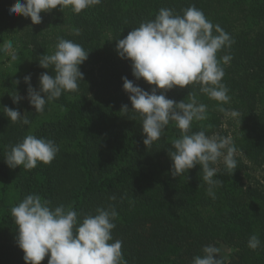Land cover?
I'll list each match as a JSON object with an SVG mask.
<instances>
[{
  "label": "trees",
  "instance_id": "obj_1",
  "mask_svg": "<svg viewBox=\"0 0 264 264\" xmlns=\"http://www.w3.org/2000/svg\"><path fill=\"white\" fill-rule=\"evenodd\" d=\"M15 2L0 0V44L11 41L18 57L13 61L8 55L0 61V108L18 110L31 123H13L0 110V264H25L10 210L29 194L51 201L52 207L72 206L80 220L97 207L114 206L118 218L112 235L123 242L126 264H192L203 246L219 243L234 250L225 264H264V176L255 180L249 175L255 166L264 171V0H101L79 14L59 6L41 12L40 24L10 15ZM192 5L234 40L217 53L218 58L232 56L223 65L222 80L230 100L219 104L201 93L198 84L173 87L164 94L176 102H190L188 94L193 93L207 105V118L194 121L192 132L220 134L225 118L236 125L234 145L241 157H235V169L217 167L214 179L220 185L214 189L215 199L207 194L199 165L172 176L169 153L181 135L174 123L158 141L144 145L142 117L132 111L122 77L146 91L155 86L137 80L131 61L116 52L117 40L154 19L159 9L181 13ZM58 38L89 52L80 65L83 80L78 90L47 103L43 113L23 100L13 103L16 93L27 95L25 76H31L38 91L40 75L55 74L38 61L55 51ZM160 91L164 90L157 94ZM232 111L239 115L232 117ZM30 133L53 140L58 154L50 164L39 162L31 170L9 168L6 152ZM252 234L261 240L256 250L247 246ZM41 264H48L47 256Z\"/></svg>",
  "mask_w": 264,
  "mask_h": 264
},
{
  "label": "clouds",
  "instance_id": "obj_2",
  "mask_svg": "<svg viewBox=\"0 0 264 264\" xmlns=\"http://www.w3.org/2000/svg\"><path fill=\"white\" fill-rule=\"evenodd\" d=\"M101 0H16L10 7V15L30 18L32 24L42 22L41 12H48L58 6L71 7L81 11L98 5ZM215 33V34H214ZM79 35V30H76ZM234 43L229 33L220 25H214L194 5L176 13L170 8H161L154 19L143 21L133 28L125 38L117 40L116 52L121 59L131 61L132 75L143 78L151 91L134 85L127 77H122L123 89L129 94L132 111L142 117L144 145L158 141L171 123L181 130V135L172 142L174 151L169 153L172 160L171 174L182 176L186 171L199 165L203 181L208 185L207 194L216 198L214 189L220 181L214 179L217 165L222 162L226 169L237 167V151L231 137L205 130L190 131L194 121L207 118V105L199 103L195 94L189 93L190 102H176L166 97L164 92L173 87L200 86V92L219 104L230 100L228 88L222 83L225 75L223 65L232 60L230 54L217 56L224 48ZM0 52L8 53L11 60H17L11 41L0 44ZM89 52L72 40L58 38L52 54L41 55L39 65L52 69L54 75L44 72L39 77V90L31 85V76L23 78L28 85L27 99L36 113H43L45 105L57 100L64 92L78 90V82L83 80L80 65L88 58ZM20 81L17 80L16 84ZM160 91V94L158 93ZM43 93V95H41ZM24 99L17 93L13 103ZM2 112L11 122L30 125L26 115L18 110L3 106ZM127 105L122 107L128 113ZM220 111H225L220 108ZM232 117L239 115L236 111ZM59 152L53 140L26 135L20 142L11 145L4 162L9 168L23 166L31 170L39 162L50 164ZM110 199L115 200V197ZM11 216L17 226L16 244L23 251L25 264H41L48 257V264H126L122 253V241L113 239L114 221L118 218L115 207H97L95 213H88L78 219L72 206L60 204L52 207L51 201L38 194H29L11 208ZM247 246L256 250L261 246L257 234L248 238ZM221 249L209 244L202 248V255L193 257L192 264H225Z\"/></svg>",
  "mask_w": 264,
  "mask_h": 264
},
{
  "label": "rangeland",
  "instance_id": "obj_3",
  "mask_svg": "<svg viewBox=\"0 0 264 264\" xmlns=\"http://www.w3.org/2000/svg\"><path fill=\"white\" fill-rule=\"evenodd\" d=\"M8 55H9L8 53L0 52V61H3L5 59V57ZM20 96L24 97V99H22V100L29 104V101L27 99V95H20ZM231 120H232L231 118H225L224 119L223 126H222V132L219 135L225 136V137H231V139L234 143V135L233 134H234V130L236 128V125ZM235 157H241V153L236 151ZM222 164L223 163L220 162L215 166L219 167ZM249 173H250L249 175L254 176L255 180H258V179L261 180L262 177L264 176V171L262 170V168L256 167V166L254 169L250 170ZM215 246L221 249L220 255L224 257V261L226 263L230 259L231 255L234 252L233 248H231L227 245L221 244V243L216 244Z\"/></svg>",
  "mask_w": 264,
  "mask_h": 264
}]
</instances>
